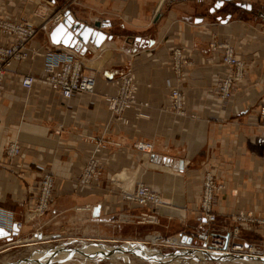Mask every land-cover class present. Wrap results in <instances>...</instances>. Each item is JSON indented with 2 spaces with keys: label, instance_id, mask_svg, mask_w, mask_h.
<instances>
[{
  "label": "crops",
  "instance_id": "crops-1",
  "mask_svg": "<svg viewBox=\"0 0 264 264\" xmlns=\"http://www.w3.org/2000/svg\"><path fill=\"white\" fill-rule=\"evenodd\" d=\"M205 2L78 0L71 5L72 15L81 22L108 20L102 31L111 38L96 52L89 43L92 55L85 56L83 66L84 73L96 79L94 90L70 99L41 80L43 53L54 49L52 27L34 34L31 57L6 69L0 95V226L19 222L13 239L58 236L68 245L144 241L125 234V225L142 208L123 206L121 191L130 192L140 182L164 198L166 208L161 210H179L171 215L184 217L180 208L194 206L196 200L189 201L187 184L196 183L203 171L224 179L225 190L215 203L218 211L231 214L242 207L248 215L264 217V122L258 120L264 106V21L248 23L231 14L222 23L225 9L211 13ZM205 8L209 16L203 15ZM46 10L42 0H0V16L35 26ZM222 39L232 43L246 63L228 104L213 96L223 67L210 44ZM8 40L0 34V44ZM178 47L183 48L182 59L175 65L172 51ZM127 71L138 86L136 101L146 105L141 104L143 116L127 111L126 122H119L108 118L106 97L115 94V80ZM28 74L36 77L30 90L20 85ZM172 86L184 94L181 114L168 107ZM14 141L22 154L10 161L5 147ZM146 142L152 143L147 153L137 147ZM96 146L101 148L102 174L78 187L79 168ZM38 167L54 177L55 199L48 214L31 218L35 201L26 190L35 189ZM125 213L129 221L123 224L119 215ZM253 231L257 233L249 239L260 247L264 227ZM6 243L0 239V254L7 251ZM259 253L264 255V249Z\"/></svg>",
  "mask_w": 264,
  "mask_h": 264
},
{
  "label": "built area",
  "instance_id": "built-area-1",
  "mask_svg": "<svg viewBox=\"0 0 264 264\" xmlns=\"http://www.w3.org/2000/svg\"><path fill=\"white\" fill-rule=\"evenodd\" d=\"M45 2V4H47V10L36 26L27 21L8 19L0 16V34H6L9 39L7 44H0V95L4 88L3 80L6 69L14 62H22L31 57L29 41L34 34L38 30L48 33L51 27L63 20V13L68 9L69 5L77 3L78 0H61L59 7L53 6V3H57L55 0H45ZM52 46H54V49H48L43 53V75L41 80L46 84V87L59 93L63 99H70L83 93H91L94 90L96 79L84 73L83 60L85 56L70 47L53 43ZM91 46L93 45L90 44V47ZM100 48L101 46L95 48L94 51L96 52V50ZM210 48L213 51L219 52L220 62L224 67L223 72L214 82L215 87L213 96H215L221 104H228L232 97V91L234 90L236 81L244 76L246 63L243 59L238 57L229 42L215 40L211 42ZM182 51L183 48L181 47L175 48L172 51V61L175 65H178L176 63L182 59ZM35 81L36 77L28 74L22 77L20 85L22 88L30 90ZM115 85L117 86L115 94L106 97V112L108 118L111 120H118L119 122H126L124 115L127 111L133 112L137 117L143 116L141 107L142 105H146V103H138L136 101L138 86L134 75L130 71H127L115 80ZM184 101V94L181 89L177 86H172L169 93L168 107L175 113L181 114L183 112L182 107ZM258 120L264 122V106L259 110ZM110 122L107 123V125L110 124ZM137 147L147 153L151 149L152 143H138ZM5 154L10 161L15 160L16 157L22 154L20 143L17 141L8 143L5 147ZM100 156V146H96L90 151L87 159L79 168L76 178V185L78 187L90 185L102 174V160ZM37 171L40 172V178L34 189V197H36L35 211L42 214L47 210L53 196L55 179L49 171L41 167H38ZM202 187L203 193L200 203L202 209L201 214L197 217L199 223L214 220L215 215L211 211V205L215 199L214 190L220 189L222 186L215 182L212 172L206 171ZM120 200L125 206H132L134 204L150 212L162 202L158 191L148 188L142 183L137 184L130 192L123 191ZM124 216L126 218H124ZM137 217L142 220H145V217L156 219V216L152 213L149 214V212H143ZM119 218L126 221L128 216L122 214L121 216L119 215ZM238 218L248 223L256 221L259 225L264 227V218H246L242 217V215ZM17 226L20 227L19 222H17ZM225 233L229 234L227 241L224 238ZM237 234V229L226 232L214 230L203 232L199 237L201 243L199 247H204L217 253L226 251H237L241 253L246 249L247 252L250 253L251 251L249 250L251 248L254 249L252 244L247 242H233ZM192 236L193 235H191V237ZM252 253H254V250H252Z\"/></svg>",
  "mask_w": 264,
  "mask_h": 264
},
{
  "label": "rangeland",
  "instance_id": "rangeland-1",
  "mask_svg": "<svg viewBox=\"0 0 264 264\" xmlns=\"http://www.w3.org/2000/svg\"><path fill=\"white\" fill-rule=\"evenodd\" d=\"M44 2V4L46 3L45 0H42ZM53 1V0H52ZM170 1V0H168ZM211 0H206L205 5L206 6H210L211 7L214 4L210 3ZM262 0H230V1H225L220 7H223L225 9V11H223L221 9L220 12L223 11V13L227 12V14H230V18H231V14L232 16L236 15H240L241 18L245 19L248 23L252 22V23H262V19L258 16L257 12L258 11H263L264 12V2H260ZM264 1V0H263ZM55 2H57L56 4L53 3L54 7H59V5L61 4V0H55ZM236 2H246V3H251L252 4V10H246L243 9L239 6L236 5ZM47 5V4H46ZM74 5V4H71ZM71 5H69L68 9L71 7ZM219 7V8H220ZM217 8V9H219ZM215 11V10H214ZM214 11H210L211 13H214ZM46 12V11H45ZM43 12V13H45ZM226 14V15H227ZM204 16H209V12L206 10V8L204 9ZM225 15V16H226ZM225 18V17H224ZM218 41H226L229 42L226 39H222V40H218ZM230 43V42H229ZM231 46L234 48L235 53L237 54V50L234 47V45L232 43H230ZM84 55V54H83ZM86 56V55H84ZM88 58V56H86ZM244 61V60H243ZM223 67V65H222ZM224 68V67H223ZM246 68V66H245ZM243 78L239 79L242 80ZM236 86V85H235ZM234 86V89H235ZM234 91V90H233ZM232 91V93H233ZM206 171H203L202 174H198L197 175V182H193V181H189L186 187V195L189 198V201L192 202V200H194L196 198L195 201V205L194 206H186V207H182L180 209L184 210V217L180 216V215H171V214H176L178 213L179 210H177L175 213H170V209L167 207L168 211H164L161 210L162 208H166V207H162L163 204V200L164 198L160 195L162 202L159 206H157L156 208H153L152 212L146 210L145 208H142V210L139 212V214H134L133 218H131L130 221L127 223L128 225L131 223V226H126L124 227L125 230V234L127 235H137L138 238H142L145 242V245L148 246L149 248H157L159 249L161 252L163 253H170V252H174L177 251L179 249H182V244L180 242L176 243L174 239L179 238V236L181 234H188L190 233L193 239V243H192V248H194L195 246L199 247L201 245L200 241H199V237L203 232H207V231H218V232H223L225 230L227 231H232V230H238V234L235 237V239H233V242H248L250 244H252V247L254 248V253L255 255H261L259 253L260 250L264 249V233L262 235H260L259 237V246L260 247H256V244L253 241H250L249 238H251V236L254 237V234H256L257 232H254V228L258 227V226H262L259 225L258 222H253V223H248L243 221L241 218L239 219L238 217H240V215H242V217H251L254 219H259V218H264V217H259L258 215H248L245 213L244 210H242V207H239L235 212L233 213H229V212H225V211H218L215 208V203H216V199L218 197V195L220 193H222L225 190V183H224V179L223 177L214 174V178H215V182L219 185H221L222 187L220 189H216L214 190L215 192V199L213 200V203L211 205V211L212 213L215 215L214 220L212 221H207L205 223H199L197 217L198 215L201 214V196L203 193V178L205 175ZM140 183V182H139ZM195 183V184H194ZM125 191L122 190L121 193ZM127 192V191H126ZM54 193V191H53ZM26 194L28 197L33 198L35 203H36V197H34L35 195V191L33 189H28L26 190ZM54 195V194H53ZM55 197L52 196L50 204L48 205V208L46 211H44L42 214H40L39 212L35 211V205L30 209V215L31 218L32 217H39V216H44L46 214H48V211L50 210L53 201H54ZM125 206V205H123ZM25 212V211H24ZM143 212H149L152 213L153 215L156 216V219H150L148 217H145V220H142L141 218L137 217L139 216L141 213ZM182 211H179V213H181ZM168 213V214H167ZM241 213V214H240ZM192 214V215H191ZM125 215H127L125 213ZM121 216V215H120ZM124 218H126L124 216ZM147 220V221H146ZM153 220V221H151ZM122 223L126 224L127 221L124 222V220H121ZM133 225V226H132ZM249 231V232H248ZM181 233V234H180ZM253 233V234H252ZM249 234H252L251 236ZM189 235V236H191ZM259 235V234H258ZM33 236V235H32ZM152 236H158V240L156 242L153 243L152 241ZM33 238V237H31ZM14 244L8 246L7 251L0 254V262L2 261L3 263H7L9 262V264H14L15 261H17L19 258H23V257H27V256H36L35 258H38L37 255H42L43 253H32L35 249H39V250H44V249H48L49 247L58 245V244H63V240H60L58 236H55L53 238H49V239H45V240H33V241H20L17 238L13 239ZM27 243V244H24ZM113 243H120V242H112L109 244H113ZM194 244V245H193ZM82 244H70V246H81ZM5 249V248H4ZM186 249V248H184ZM243 254L245 253H249L247 252V249L243 252H241ZM32 256V257H33ZM41 257V256H40ZM62 257V256H60ZM57 257V258H60ZM173 261L176 264V259H173ZM30 264H33V262H30ZM48 264H159V263H154V260L150 261L147 259H144L142 257H139L138 255H134V254H127V259L125 260L122 257H116L114 259H103V260H90V259H85L84 257H81L80 255H72L69 259L63 260V261H53L51 263ZM166 264V263H165ZM170 264V263H168ZM201 264H261L260 262H250V261H246L245 259L242 260H238L236 262H228V263H219V262H215V261H208V262H203Z\"/></svg>",
  "mask_w": 264,
  "mask_h": 264
},
{
  "label": "water",
  "instance_id": "water-1",
  "mask_svg": "<svg viewBox=\"0 0 264 264\" xmlns=\"http://www.w3.org/2000/svg\"><path fill=\"white\" fill-rule=\"evenodd\" d=\"M225 1L230 0H216L214 5L211 7L210 11H214L215 9L219 8ZM219 5V6H217ZM236 5L246 9V10H252V4L246 3V2H236ZM158 13L155 17V20L159 17ZM258 16L264 21V12L258 11ZM64 17L61 22H59L57 25L53 26L49 32V38L50 41L53 44L56 45H63L66 47H70L81 54H84L88 57L92 55V51L88 48V44H92L95 48H98L102 45V43L106 39H110L111 36L107 35L102 29L104 27H108L110 25V22L108 20H102V21H94L91 24H88L86 22H81L72 15L70 9H67L63 13ZM230 18V14H227L225 18L221 19L220 21L222 23L228 22ZM201 20V18H198ZM136 39L141 40L140 37H137ZM10 229L4 226H0V239L4 238L7 241V245L5 248H8V246L14 244L13 237L18 235L19 227L17 226V222L14 221L11 223ZM180 241L186 244H191L192 237L186 234L180 235ZM229 234L225 233L224 238L227 241ZM38 240H41V235H37ZM92 244L101 245V246H109V249L107 251H101V252H90L85 253L83 251L82 246H70L68 244H58L52 247H49L48 249L39 250L35 249L32 253H43L45 255L48 252H51V250L57 249L56 247H60L61 250L66 254V256L63 259H69L72 255H83L85 259L90 260H103V259H111L113 258L117 252H120V250H123V252L127 254H134L138 255L139 257H142L144 259L152 261L154 259V262L159 264L164 263H171L172 259L175 258L176 264H201L203 262L207 261H215V262H228L231 260H236L237 258L242 259H248V260H255L257 262H260L261 264H264V257L262 255H255V254H247L244 255H228V257H225L222 254H216V253H198V252H179V250L170 252V253H163L157 248H149V250L156 251L157 254H160V256H156V254H146L141 249H139L140 245L143 243L140 241H123L120 243H102V242H90ZM27 244V243H24ZM145 245V243H144ZM142 245V246H144ZM240 254V253H238ZM31 256L19 258L14 263H18L20 261H28L30 260ZM52 261H46L44 264L51 263ZM9 264V262L5 263Z\"/></svg>",
  "mask_w": 264,
  "mask_h": 264
},
{
  "label": "bare ground",
  "instance_id": "bare-ground-1",
  "mask_svg": "<svg viewBox=\"0 0 264 264\" xmlns=\"http://www.w3.org/2000/svg\"><path fill=\"white\" fill-rule=\"evenodd\" d=\"M11 225V224H10ZM10 225H8V229H10L9 227H10ZM158 236H152V241H153V243L154 242H156L157 240H158V238H157ZM180 238H181V236L179 237V238H177V239H174V240H176L175 242L176 243H178V242H180L181 244H182V249H179V252H198V253H201V254H204V253H216V254H222V255H226L225 257H228V255L230 256V255H233V254H237V255H244L243 253H240V254H238V252L236 251H226V252H223V253H217V252H214V251H211V250H209V249H207V248H204V247H197V246H195L194 248H192L193 246H192V243H193V240H192V242H191V244H186V243H183V242H181L180 241ZM28 241V240H27ZM126 241H128V240H126ZM129 241H139V240H129ZM140 242H142L143 244L142 245H144V243L145 242H143V241H140ZM84 244V245H83ZM179 244V243H178ZM83 245V246H82ZM82 248H83V251L85 252V253H90V252H92V251H94V252H101V251H107L108 249H109V246L108 245H106V246H101V245H96V244H92V243H90V242H83L82 243ZM142 245H140V247H139V249H141V251H143L144 253H146V254H156V256H160V254H157L156 253V251L154 250V251H152V250H149L147 247H145L146 245H144V246H142ZM57 249H54V250H51V252H48V253H46L45 255H37V257H39V259L38 258H35L36 256H31L30 257V260H28V261H20V262H18V263H16V264H30V262H33V264H44V263H46V261L48 260V261H63V260H66V259H63L65 256H66V254L63 252V250H61V248L60 247H56ZM184 248H186V249H184ZM252 248L249 250V251H251L250 253H247V254H253L252 253ZM41 256V257H40ZM60 256H62V257H60ZM81 257H84L82 254L80 255ZM114 257L113 258H111V259H114V258H116V257H122V258H124L125 260L127 259V255L123 252V250H120V252H117L115 255H113ZM263 257H264V255H262ZM57 257H60V258H57ZM173 259H175V258H173ZM173 259H172V261H171V263L170 264H173V263H175L174 261H173ZM154 260V259H153ZM238 260H242V258H237L236 260H231V261H228V262H236V261H238ZM246 260V259H245ZM246 261H250V262H257V261H255V260H246ZM208 262V261H207ZM228 262H225V263H228ZM155 263V262H154ZM219 263H222V262H219ZM15 264V263H14ZM165 264V263H164ZM166 264H168V263H166Z\"/></svg>",
  "mask_w": 264,
  "mask_h": 264
},
{
  "label": "snow or ice",
  "instance_id": "snow-or-ice-1",
  "mask_svg": "<svg viewBox=\"0 0 264 264\" xmlns=\"http://www.w3.org/2000/svg\"><path fill=\"white\" fill-rule=\"evenodd\" d=\"M217 6H219V5H217Z\"/></svg>",
  "mask_w": 264,
  "mask_h": 264
}]
</instances>
